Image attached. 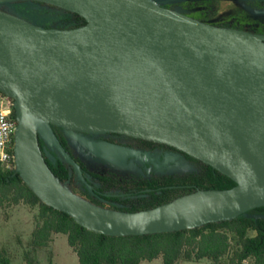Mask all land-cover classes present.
<instances>
[{
  "label": "water",
  "instance_id": "95a60500",
  "mask_svg": "<svg viewBox=\"0 0 264 264\" xmlns=\"http://www.w3.org/2000/svg\"><path fill=\"white\" fill-rule=\"evenodd\" d=\"M36 1L86 20L56 28L0 13V91L13 98L16 109L17 169L44 202L88 229L115 236L193 228L264 206V33L211 24L156 0ZM53 126L171 145L236 182L194 193L242 186L254 201L233 215L144 231L139 219L93 217L38 178L25 159L33 131L48 170L39 135L74 161ZM178 198L138 212L99 207L141 214L152 224Z\"/></svg>",
  "mask_w": 264,
  "mask_h": 264
},
{
  "label": "trees",
  "instance_id": "16d2710c",
  "mask_svg": "<svg viewBox=\"0 0 264 264\" xmlns=\"http://www.w3.org/2000/svg\"><path fill=\"white\" fill-rule=\"evenodd\" d=\"M31 1L15 0L17 4ZM71 14L75 19L60 28H73L86 23L85 18L79 14ZM11 101L13 115L16 116L13 98ZM53 128L72 156L68 139L62 134L61 127ZM38 142L51 173L61 185L69 184L72 176L66 162L53 152L51 156L46 155V143L40 135ZM182 153L197 161L200 164L199 170L143 179L101 174L81 163V172L91 187L84 185V190L77 192L80 196L74 194L103 208L138 212L198 190L228 189L236 185L232 178L211 165ZM17 167L14 159L10 163L0 161V207L25 203L39 208L29 242L31 250L24 252L28 264H36L32 252L48 247L56 233L67 235L68 243L77 253L80 264H140L159 257H162L163 264L200 261L205 258L211 261L209 264H264V206L252 208L230 219L208 222L193 228L107 235L84 227L68 213L44 202L24 181ZM0 264H11V255L6 247L0 248Z\"/></svg>",
  "mask_w": 264,
  "mask_h": 264
},
{
  "label": "rangeland",
  "instance_id": "374dc122",
  "mask_svg": "<svg viewBox=\"0 0 264 264\" xmlns=\"http://www.w3.org/2000/svg\"><path fill=\"white\" fill-rule=\"evenodd\" d=\"M25 7L26 10L21 9ZM170 9L188 13L189 16L211 24L264 33V0H177L170 3ZM2 11L44 27L49 25L60 28L75 19L67 9L36 0L27 4H17L15 1L1 3ZM61 132L69 141L74 161L64 155L51 138H43L46 143L45 152L47 156L53 152L66 162L72 177L70 183L64 186L77 195V192L84 190V185L90 186L81 172V163L101 174L133 178L181 175L200 168L197 161L160 143L147 145L137 139L121 137L122 144L112 146L79 131L61 128ZM96 184L99 185L98 182ZM38 212V207L25 203L0 207V248H7L11 264H28L24 252L31 250L29 242ZM32 255L36 264H80L77 253L68 243L67 235L62 233L54 234L48 247L38 249ZM209 263L211 261L205 258L200 261H180L177 264ZM140 264H163V259L145 260Z\"/></svg>",
  "mask_w": 264,
  "mask_h": 264
},
{
  "label": "bare ground",
  "instance_id": "6f19581e",
  "mask_svg": "<svg viewBox=\"0 0 264 264\" xmlns=\"http://www.w3.org/2000/svg\"><path fill=\"white\" fill-rule=\"evenodd\" d=\"M15 0H0V4ZM7 13V12H0ZM8 14V13H7ZM25 159L31 171L41 180L48 183L51 189L63 194L77 207L105 221L116 219L140 220V231L146 230V227H161L174 224H185L191 220L216 216V215H233L241 211L244 206L254 201L253 196L242 186L235 187L232 191H199L197 193L180 197L176 200L171 209H164L159 218L152 224L141 220V214L119 213L94 205L86 201L69 189L61 185L44 165L35 144L33 131H30L25 143ZM37 161V164H34ZM18 167L20 164L17 162Z\"/></svg>",
  "mask_w": 264,
  "mask_h": 264
},
{
  "label": "built area",
  "instance_id": "2783aa9c",
  "mask_svg": "<svg viewBox=\"0 0 264 264\" xmlns=\"http://www.w3.org/2000/svg\"><path fill=\"white\" fill-rule=\"evenodd\" d=\"M17 124V116L13 115L11 97L0 91V161L2 163H10L11 160H15L13 150Z\"/></svg>",
  "mask_w": 264,
  "mask_h": 264
},
{
  "label": "flooded vegetation",
  "instance_id": "af4514ba",
  "mask_svg": "<svg viewBox=\"0 0 264 264\" xmlns=\"http://www.w3.org/2000/svg\"><path fill=\"white\" fill-rule=\"evenodd\" d=\"M157 2H159L162 6H164V7H166V8H170V3L171 2H174V1H177V0H156ZM182 13H184V12H182ZM184 14H186V15H190V14H188V13H184ZM191 17H194V18H196L195 16H191ZM82 133H84V134H86V135H89V136H93L94 138H96L98 141H100V143H103V144H106V145H112V146H118V145H120V144H122V142H121V140H120V138L121 137H128V138H132V139H137V140H139V141H141L143 144H147V145H151V144H155V143H158V142H154V141H150V140H146V139H142V138H138V137H133V136H130V135H127V134H122V133H117V132H106V133H89V132H82ZM146 141H150V143L149 142H146ZM69 142V141H68ZM160 144H163V143H160ZM163 145H165L167 148H169V149H172V150H174V151H176V152H180L181 154H183L182 152L183 151H181V150H179V149H177V148H175V149H177V150H175V149H173V148H171L170 146L171 145H168V144H163ZM69 146H70V144H69ZM127 146H130V145H127ZM173 147V146H172ZM70 149H71V147H70ZM111 149L112 150H115V149H113V147H111ZM71 152H72V150H71ZM186 153V152H185ZM183 155H185V154H183ZM186 156V155H185ZM191 156V155H190ZM188 157V156H187ZM190 158V157H189ZM153 177H160V176H153ZM150 178H152V177H149V178H143V179H150Z\"/></svg>",
  "mask_w": 264,
  "mask_h": 264
}]
</instances>
